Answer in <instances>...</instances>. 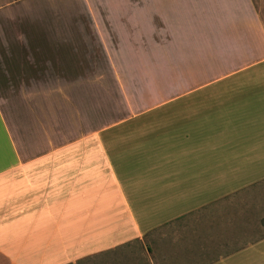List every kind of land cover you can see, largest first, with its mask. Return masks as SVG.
Returning a JSON list of instances; mask_svg holds the SVG:
<instances>
[{
  "label": "crops",
  "instance_id": "1",
  "mask_svg": "<svg viewBox=\"0 0 264 264\" xmlns=\"http://www.w3.org/2000/svg\"><path fill=\"white\" fill-rule=\"evenodd\" d=\"M87 44L117 73L147 49L174 82L103 116ZM262 185L264 0H0V264H75L213 207L157 261L264 264Z\"/></svg>",
  "mask_w": 264,
  "mask_h": 264
},
{
  "label": "rangeland",
  "instance_id": "2",
  "mask_svg": "<svg viewBox=\"0 0 264 264\" xmlns=\"http://www.w3.org/2000/svg\"><path fill=\"white\" fill-rule=\"evenodd\" d=\"M114 49L113 45H85V51L100 54L102 59V70L97 69L95 74H87V82L96 83L97 87L101 89V100H102V114L105 115H123L132 114V109L129 107V102L133 105L139 102L140 105L134 106V110L137 114L139 111H145V98H149L150 94L156 95V89L164 83H173L175 77L172 74V68H167V62L158 61L157 58H153L152 54H146L145 52V71L142 72L141 59L138 62L133 61V65L128 73L116 72L113 65L109 60H105L107 52ZM115 51V49L113 50ZM123 62L117 59L115 63L119 64ZM174 62V61H173ZM93 67V66H92ZM88 73V70H87ZM101 85V86H100ZM155 90V91H154ZM88 95V92H87ZM92 95V91H91ZM129 101V102H127ZM120 105L127 106L126 108L120 107ZM145 114V113H143ZM250 199L256 195L264 197V185L254 188L247 192ZM241 197V196H240ZM247 197V196H246ZM246 199L245 203H240L239 207H250L249 201ZM226 206L233 207L234 205L226 203ZM219 208L213 207L208 212H199L198 214L190 217L181 219L173 225L165 227L161 231L156 232L149 239L142 241H134L127 245L118 247L116 249L94 255L81 260L75 264H170L167 260V256L162 261H157L154 254L157 253L154 250L156 245L161 241L172 242L173 238L187 239L193 228H197L201 223H204L206 214L208 215L213 211H218ZM219 216L214 218L215 223L219 222ZM247 226L255 227L264 225V215L260 219L251 221L247 220ZM172 258V254L170 255ZM171 260V259H170Z\"/></svg>",
  "mask_w": 264,
  "mask_h": 264
}]
</instances>
